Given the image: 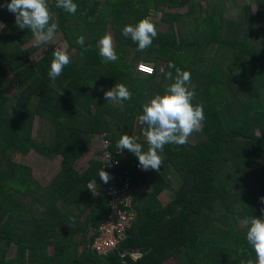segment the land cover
<instances>
[{"label":"trees","instance_id":"16d2710c","mask_svg":"<svg viewBox=\"0 0 264 264\" xmlns=\"http://www.w3.org/2000/svg\"><path fill=\"white\" fill-rule=\"evenodd\" d=\"M205 1L73 0L77 11L72 15L48 0L58 22L56 35L67 51H74L54 81L48 76L53 50L31 61L43 45L30 44L32 33L19 29L14 14L0 7V23L9 31L0 37V264H85L69 260V253L87 249L84 236L108 216L109 197L103 187L95 194L88 187L99 176L100 161H90L92 174H81L73 165L94 135L104 136L112 155L119 150L121 134L136 137L134 121L142 114V104L151 92L162 95L171 82H165L164 74L159 82L137 74L141 62L164 64V72L175 75L168 68L172 63L191 74L192 103L204 110L202 131L183 146H164L160 170L179 181L166 205L157 200L168 182L165 175L147 178L132 153L115 155L116 173L137 169L129 182L130 210L136 217L114 251L102 257L86 250V263L164 264L176 258L178 264H240L255 258L238 217L264 216V0L241 5L233 19L216 10L218 3L204 9ZM8 2L0 0V5ZM230 2L235 9V0ZM102 4L110 8L105 16L100 15ZM159 5L164 11L158 23L152 21L157 36L150 47L138 51L122 28L150 19ZM176 25L187 28L188 34L183 37L181 28L175 33ZM105 33L121 53L117 62H105L99 55L98 40ZM79 36L85 38L83 48L76 43ZM126 45L135 49L129 65L124 64ZM5 76L15 80V96L3 93ZM116 83L124 84L132 96L123 102L119 123L112 129L104 110L92 108L101 91ZM35 118L39 124L49 123L51 144L44 143L40 131L32 134ZM138 142L146 151V141ZM30 151L38 159L59 158L45 186L30 165L11 159ZM145 179L151 186L147 193L140 192ZM133 253L140 256L135 259Z\"/></svg>","mask_w":264,"mask_h":264},{"label":"clouds","instance_id":"9594fccd","mask_svg":"<svg viewBox=\"0 0 264 264\" xmlns=\"http://www.w3.org/2000/svg\"><path fill=\"white\" fill-rule=\"evenodd\" d=\"M54 6L72 15L77 11V5L73 0H55ZM0 7H6L14 14V22L19 29H27L32 33L36 47L49 45L58 32V22L49 10L48 0H10ZM5 27L6 25L0 23V30ZM122 35L130 37L137 44L138 51H144L151 46L157 36V29L149 18H143L135 25H125L122 28ZM84 41V36H79L76 43L83 48ZM97 46L99 55L105 62H115L118 59L110 34L105 33L98 40ZM52 57L48 76L54 81L70 63L67 47H57L53 50ZM140 67H144L143 62ZM168 68L174 69L175 75L172 71L164 72L163 69L161 73L171 82L165 85L162 95L156 94L142 104V114L138 116L139 124L142 126L141 134L148 145L147 150L145 151L138 142L139 137L128 134H121L116 144L120 151L127 150L132 153L144 171L151 169L159 172L162 165L161 153L166 144L183 146L188 143L194 132L202 131L204 110L203 105L194 106L192 103L195 91L190 90L191 74L172 63L168 64ZM192 88L194 89V86ZM103 95L105 100L123 107V102L131 99L132 93L124 84L116 83L110 90L104 91ZM110 156L109 154V159ZM97 174L103 183H108L110 177L107 172L98 169ZM91 184L96 186L93 180ZM260 202L264 203V197L260 198ZM261 211L264 213V209ZM238 220L240 225L246 228V241L255 253L254 259L241 260L240 264H264V216L260 218L247 216L243 219L238 217Z\"/></svg>","mask_w":264,"mask_h":264},{"label":"rangeland","instance_id":"374dc122","mask_svg":"<svg viewBox=\"0 0 264 264\" xmlns=\"http://www.w3.org/2000/svg\"><path fill=\"white\" fill-rule=\"evenodd\" d=\"M97 1L103 2L104 0H97ZM192 1L197 2V0H192ZM216 3L219 4V7L216 10L223 11L226 14L227 18L233 19L236 16V14H238L239 7L241 5H249L250 0H235V5H237L235 9H232V4L230 0H206L204 4V9H207L214 5L217 6ZM109 9L110 8L106 4H102V7L100 9V15L105 16L109 12ZM251 9L253 10V8ZM163 11H164V8L161 5H159L156 8L155 12L153 14L151 13L152 16L150 17V20L153 21L154 23H158L160 20V15L163 13ZM179 29H180V34L183 37L188 34L187 28H184V26L182 25H179V26L176 25V27L174 28L175 33L179 32ZM8 32L9 31L6 27L0 30V37L8 34ZM30 44H34V38L30 41ZM121 44L125 45L124 39L121 40ZM64 46L67 47L66 43L62 40V37L60 35H56L53 41L49 45H43L42 48H40L36 53H34L30 57V60L32 61L38 58L40 55L44 54V52L48 51L49 49L55 50L57 47H64ZM113 46L115 49L114 43H113ZM124 48H125L123 50L124 51V64L129 65L130 63H132L134 59L135 49L127 45ZM115 52L118 56V59L116 60L117 62L121 58V55H120L121 53L117 52L116 49H115ZM72 54H74V51H68L69 57ZM146 65L152 68L153 70V74L151 76H153L154 82H159V80L161 79V74H162L161 69L164 68V64H160L158 66H155L152 64H146ZM138 77L142 78L143 76H138ZM164 80L165 82H169L166 79ZM1 86H2V91L4 94H7L8 96H15L16 94L15 80L11 76L3 77L1 80ZM106 90L108 89L106 88ZM86 91L90 96L93 95V91L91 89L87 88ZM103 93L104 91H101L100 93L101 96L93 100L94 107L92 109H94L95 111L104 110V118L109 122V125L112 126V129H115L121 117L120 113L122 111V107L117 104L112 103L111 101L105 100ZM38 125H39L38 119L35 118L33 120V126H32L33 135H34V131L38 128ZM139 125L140 124H139L138 117H137L134 121V129H133V135L135 136L137 134ZM97 154H98V151L96 150H90L88 152L86 151V153L82 154L79 157V159L76 161L73 167L77 168L81 174L83 172H88V171L90 173L91 171L90 161L94 160ZM11 159H13L15 162L21 163L24 161L25 164H29L33 176L40 182L42 186H45L48 184L51 177L53 176L55 169L58 167V164H59V158H54V159H51L50 161H47V160L44 161V160L38 159V156H36L31 151L28 152L27 155L24 157L17 154V155H14L13 158ZM92 173L93 172L91 171V174ZM155 173H157L159 177H162L166 175V170L162 169L159 172H156L155 170L149 169L147 171V175L151 174L152 176H154ZM91 174H88V175L91 176ZM158 184L163 185L161 181H159ZM160 194L158 196L160 198L162 205H166L169 202L170 198L166 195H160ZM47 250L51 255V247H48ZM164 264H178V262L176 258H170Z\"/></svg>","mask_w":264,"mask_h":264},{"label":"built area","instance_id":"2783aa9c","mask_svg":"<svg viewBox=\"0 0 264 264\" xmlns=\"http://www.w3.org/2000/svg\"><path fill=\"white\" fill-rule=\"evenodd\" d=\"M140 64L136 68L138 74L144 76L153 74L152 68L145 64L144 67H140ZM99 137L101 147L97 160L101 162V169L109 174L110 179L108 183H103L98 176L92 179L96 186L91 184V180L88 183V187L94 194L102 187L105 189V194L109 197V213L98 227H90L84 238L87 242L86 247L88 250L93 251L98 256L105 257L114 251L125 238V231L129 229L136 217V212L130 210L132 207V197L129 182L137 169L134 167L130 171L125 169L121 174L113 171V167L119 165V161L115 155H120L121 151H115V155H112L108 150L109 142L103 135ZM109 154L111 155L110 159ZM137 255L139 254H131L135 259L138 257Z\"/></svg>","mask_w":264,"mask_h":264},{"label":"crops","instance_id":"0c3cea01","mask_svg":"<svg viewBox=\"0 0 264 264\" xmlns=\"http://www.w3.org/2000/svg\"><path fill=\"white\" fill-rule=\"evenodd\" d=\"M156 94H158V92H156V91H154V92H151V93H149V95H148V98H147V100H146V102L148 101V100H150L154 95H156ZM141 125H139V127H138V130H137V134H136V137H139V140L140 141H142V140H145L144 139V137H143V135L141 134ZM36 130H38V131H40L41 132V134H42V138L44 139V143H46V144H48V143H52V140H53V132H52V129L50 128V125H49V123H41V124H39L38 125V128L36 129ZM193 135H195V139H197V137H198V135H199V132H194L193 133ZM195 141V140H194ZM191 142V141H190ZM100 147H101V141H100V137H99V135L98 136H96V135H94V136H92L91 137V139H90V146L89 147H87V149H86V151L88 152V151H90V150H96V151H98V154L96 155V157H95V159L94 160H97V157L99 156V150H100ZM86 151H85V153H86ZM54 158H58V157H54ZM40 160H47V161H50L49 159H45V158H40ZM21 163H24V161L23 162H21ZM76 163V162H75ZM27 165H29V164H27ZM58 168V167H57ZM57 168L55 169V171H54V173H53V175L55 174V172L57 171ZM77 169V168H76ZM78 170V169H77ZM165 170V169H164ZM145 173H147V171H144ZM170 173V171L168 172V171H166V178L168 179V182H166V185L164 186V189H163V191H162V193L160 194V195H166V196H168L170 199L173 197V195H174V192H175V190L178 188V186H179V181L174 177V176H172L171 174H169ZM145 175V174H144ZM170 175V176H169ZM147 178H148V175H147ZM146 178V179H147ZM144 180V182H143V185H142V187H141V189H140V192H148V191H150V188H151V186H150V183H149V181H147V180ZM157 200H158V202L162 205V203H161V201H160V198H159V196H157ZM170 201V200H169ZM83 241H85V240H83ZM86 250H88V249H83L82 251H81V247L78 249V248H76L75 250H72L70 253H69V256H68V259L69 260H75V259H79L81 262H84L85 264H87L86 263V261L87 260H85V258L87 259V257H86V254H85V252H86ZM81 252L82 253H84L85 255H82L81 256ZM47 255H50V253L48 252V250H47Z\"/></svg>","mask_w":264,"mask_h":264},{"label":"water","instance_id":"95a60500","mask_svg":"<svg viewBox=\"0 0 264 264\" xmlns=\"http://www.w3.org/2000/svg\"><path fill=\"white\" fill-rule=\"evenodd\" d=\"M139 257V255H137Z\"/></svg>","mask_w":264,"mask_h":264}]
</instances>
